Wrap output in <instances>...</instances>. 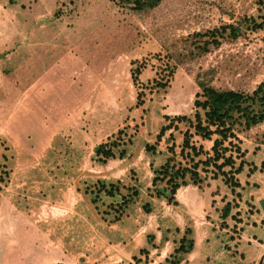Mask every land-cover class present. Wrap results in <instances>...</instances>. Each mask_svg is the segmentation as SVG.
<instances>
[{
	"label": "rangeland",
	"instance_id": "1",
	"mask_svg": "<svg viewBox=\"0 0 264 264\" xmlns=\"http://www.w3.org/2000/svg\"><path fill=\"white\" fill-rule=\"evenodd\" d=\"M230 23L238 38L189 55L194 33ZM202 76L245 92L264 82V0H162L145 12L118 0H0V264H172L183 213L207 256L184 262L192 249L178 264H259L264 121L234 126L241 197L211 168L176 203L157 195L164 181L152 184L168 157L189 164L187 123L157 135L166 115L193 118ZM120 129L125 155L98 160L95 147ZM101 181L139 191L118 221L121 198L98 191Z\"/></svg>",
	"mask_w": 264,
	"mask_h": 264
},
{
	"label": "trees",
	"instance_id": "2",
	"mask_svg": "<svg viewBox=\"0 0 264 264\" xmlns=\"http://www.w3.org/2000/svg\"><path fill=\"white\" fill-rule=\"evenodd\" d=\"M118 1L136 11L145 12L157 7L162 0ZM244 21L247 23L251 22L252 28L261 26V23H256L253 17H245ZM240 33V26L233 23L223 24L208 31L194 33L190 37L193 46L189 48L191 49L189 55L194 54V52L195 54L204 53L212 46L218 45L223 39L238 38ZM198 83L201 90L196 95L195 106L197 109L193 118L189 115H174L171 117L166 115L170 123L162 126L157 135L159 139L164 134V131L173 124L175 126L181 122L188 124V129L183 133L181 152L186 156V159L189 158V164L181 165L175 161L174 157H168L164 163L154 169L156 174L152 184L155 186L158 181H164L165 183L162 189L156 187L157 195L166 198L172 203L177 202L175 195L180 186L189 183L201 186V173L210 168L213 170L214 179L222 175L229 189L232 192L234 191L236 196L240 194L241 197V192L236 189L241 186L236 174L242 172L243 162L235 166L232 151L234 146H236V143L232 140L233 137H236L234 126L236 122L241 120H243L246 127L264 121V82H261L252 92L230 88L221 89L214 86L211 80H207L203 76L198 77ZM191 128H193V131H191ZM121 133L122 129L119 130L118 135L115 137L113 135L108 141L100 143L95 147L96 158L98 160L106 161L109 158H114L116 157V152H119L120 157L125 155L126 149L117 147L118 144L122 143L123 136ZM196 135L206 140H213L211 148L207 150L202 144L196 145L192 140ZM151 147L152 145L147 144L146 149L149 151ZM236 152H240L238 146ZM225 167L229 168L226 169ZM259 170L264 172V159L260 164ZM2 179L3 177L0 173V180ZM129 189L132 192L127 197L121 193L119 182H112L106 185L104 181H101L98 191H104L106 196L109 197L120 196L121 198L120 201H117L119 205H111L113 208L119 209L120 213L113 221L120 220L121 215L129 212L132 205H126L129 202L128 200L139 194L136 187L131 186ZM237 205L238 201H236L234 207ZM144 207H146L147 211H150L149 206L144 205ZM230 208V201H227L222 210L223 219L229 214ZM236 212L239 213V211ZM187 226L179 246L175 249L176 253H180L181 255H175L171 259L170 257H166V261L172 264H178L194 248L195 239L191 234L194 233V229L191 225ZM187 234L191 236L187 237ZM262 264H264V261Z\"/></svg>",
	"mask_w": 264,
	"mask_h": 264
},
{
	"label": "crops",
	"instance_id": "3",
	"mask_svg": "<svg viewBox=\"0 0 264 264\" xmlns=\"http://www.w3.org/2000/svg\"><path fill=\"white\" fill-rule=\"evenodd\" d=\"M177 199V198H176ZM263 200H264V198H263ZM262 200V201H263ZM262 201H260L258 204L259 205H257L258 206V208L260 209L259 211L261 212V206L263 207V209H264V206H263V204H262ZM176 206V205H175ZM204 207L202 208V211H205V207H206V205H203ZM182 207H186V208H192V205H182ZM187 214L186 213H183V216H184V222H185V225L187 224V223H189L190 225H193L192 223V221H191V219H190V217H188V216H186ZM262 215H264L263 213H262ZM195 219V217H193V220ZM194 226H195V228L197 227V225H195L194 224ZM203 226V225H202ZM19 241H20V239H19ZM207 252V250H204V249H202L200 246L198 247V245H197V243H196V241H195V244H194V248H193V250H192V252L189 254V256H187V257H185L183 260H184V262L185 261H187V260H190V259H192V258H194V259H197L198 258V260L200 261V260H202V259H204V258H206V253ZM264 253V250H262V251H260L259 252V255H258V257L260 258L261 256H262V254ZM22 256V255H21ZM21 256H19V258H21ZM14 258H12V260H14L15 258H16V256H13ZM19 258L17 257L15 260H19Z\"/></svg>",
	"mask_w": 264,
	"mask_h": 264
},
{
	"label": "water",
	"instance_id": "4",
	"mask_svg": "<svg viewBox=\"0 0 264 264\" xmlns=\"http://www.w3.org/2000/svg\"><path fill=\"white\" fill-rule=\"evenodd\" d=\"M264 260V254L262 255L261 259L259 260V264H262Z\"/></svg>",
	"mask_w": 264,
	"mask_h": 264
}]
</instances>
